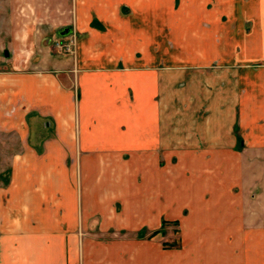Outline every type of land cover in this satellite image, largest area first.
Wrapping results in <instances>:
<instances>
[{
    "label": "crops",
    "instance_id": "1",
    "mask_svg": "<svg viewBox=\"0 0 264 264\" xmlns=\"http://www.w3.org/2000/svg\"><path fill=\"white\" fill-rule=\"evenodd\" d=\"M72 15L0 29V264H264V0Z\"/></svg>",
    "mask_w": 264,
    "mask_h": 264
},
{
    "label": "rangeland",
    "instance_id": "2",
    "mask_svg": "<svg viewBox=\"0 0 264 264\" xmlns=\"http://www.w3.org/2000/svg\"><path fill=\"white\" fill-rule=\"evenodd\" d=\"M73 4L74 0H0V29L5 26L9 31L18 24L16 26L20 31L29 32L32 42L36 37H40L42 44L46 43L48 38L52 39L50 42L54 39L61 40L62 43L70 39L76 41L74 32L69 35L58 34V29L71 24ZM3 18L6 20L5 24L2 23ZM161 228L164 243H176L178 237L176 225L171 221H165ZM144 233L145 229L140 228L136 232V237L142 238Z\"/></svg>",
    "mask_w": 264,
    "mask_h": 264
},
{
    "label": "built area",
    "instance_id": "3",
    "mask_svg": "<svg viewBox=\"0 0 264 264\" xmlns=\"http://www.w3.org/2000/svg\"><path fill=\"white\" fill-rule=\"evenodd\" d=\"M63 41L61 40H54V45L57 48L64 49L66 52H73L74 50V45H75V40L70 39L69 41L62 43Z\"/></svg>",
    "mask_w": 264,
    "mask_h": 264
},
{
    "label": "water",
    "instance_id": "4",
    "mask_svg": "<svg viewBox=\"0 0 264 264\" xmlns=\"http://www.w3.org/2000/svg\"><path fill=\"white\" fill-rule=\"evenodd\" d=\"M71 33H72V26L71 25H68V26L62 27L61 29H58L59 35H69ZM4 54L7 55L8 52L5 50Z\"/></svg>",
    "mask_w": 264,
    "mask_h": 264
},
{
    "label": "trees",
    "instance_id": "5",
    "mask_svg": "<svg viewBox=\"0 0 264 264\" xmlns=\"http://www.w3.org/2000/svg\"><path fill=\"white\" fill-rule=\"evenodd\" d=\"M164 223H165V220H162V227H163ZM158 233H160V234L163 233L162 228H160V229L157 230V231L152 232L151 235H150V237L153 236V235H155V234H158Z\"/></svg>",
    "mask_w": 264,
    "mask_h": 264
}]
</instances>
